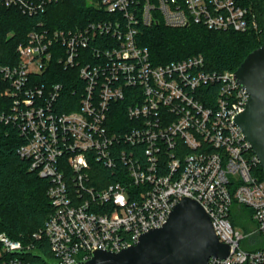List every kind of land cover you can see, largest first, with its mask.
I'll return each instance as SVG.
<instances>
[{
    "label": "built area",
    "instance_id": "obj_1",
    "mask_svg": "<svg viewBox=\"0 0 264 264\" xmlns=\"http://www.w3.org/2000/svg\"><path fill=\"white\" fill-rule=\"evenodd\" d=\"M0 1L32 15L58 0ZM93 3L116 16L68 33L49 31L40 22L42 28L17 46L18 63L0 64V121L18 125L27 138L21 156L50 180L54 210L34 236L47 237L57 264H78L97 249L121 251L136 244L190 197L209 213L219 239L231 245L229 256H212L207 264H264V249L242 245L254 235L264 241L260 158L236 122L250 94L235 71L205 69L202 54L156 65L149 48L137 43L141 24L160 21L262 34L256 11L242 0ZM55 44L65 47V57L57 54L59 62L78 66L83 82L77 107L69 112L54 108L61 83L47 93L44 85L33 86L51 63ZM210 85L217 86L202 94ZM127 99L123 108L116 105ZM118 109L126 118L116 117ZM97 162L118 167L116 179L101 187L93 184ZM234 203L251 210V219L240 221L249 225L245 233L230 218ZM0 245V264H29L7 254L32 250L33 243L0 233Z\"/></svg>",
    "mask_w": 264,
    "mask_h": 264
},
{
    "label": "trees",
    "instance_id": "obj_2",
    "mask_svg": "<svg viewBox=\"0 0 264 264\" xmlns=\"http://www.w3.org/2000/svg\"><path fill=\"white\" fill-rule=\"evenodd\" d=\"M242 4L253 7L264 28V0H242ZM115 16L97 7L91 0H58L49 4L44 12L32 15L19 6H6L0 1V64L18 63L17 46L27 41L29 32L42 28L40 22L49 31L61 30L68 33L70 30L87 27L95 19L108 20ZM263 40L264 32L261 34L255 30L214 29L202 23L171 27L162 21L152 25L141 24L137 36V43L149 48L153 64L202 54L205 69L210 71H236L245 57ZM107 42L104 40L103 44ZM58 44H55L51 63L45 72L36 75L33 86L44 85L47 93L56 83H61L63 89L54 108L59 112H69L77 107V94L81 93L83 82L78 76V66L66 67L63 62H59L57 54L65 57L66 53L65 47ZM82 51L84 53L88 50ZM216 86L203 87L202 94ZM129 101H120L116 105L123 108ZM115 113L116 117L126 118L125 110L118 109ZM112 129L121 130L120 127ZM26 141L27 138L22 135L18 125L0 121V233H6L25 244H34V249L7 254L10 257L18 256L29 264H53L55 257L47 237L34 236L43 228L54 210L48 195L50 180L31 170L30 160L21 156L20 147ZM130 147L133 150L136 148ZM137 148L142 154L143 148ZM117 171L118 167L95 163L96 181L93 184L101 187L114 181ZM257 171L264 178L261 166ZM246 209L245 206L234 203L230 214L234 225H239L242 219H251V212L247 214ZM245 230H249V225L245 226ZM242 245L247 249H264V241L260 235L245 239ZM1 261L2 258L0 263Z\"/></svg>",
    "mask_w": 264,
    "mask_h": 264
},
{
    "label": "water",
    "instance_id": "obj_3",
    "mask_svg": "<svg viewBox=\"0 0 264 264\" xmlns=\"http://www.w3.org/2000/svg\"><path fill=\"white\" fill-rule=\"evenodd\" d=\"M235 78L250 94L236 122L264 170V40L245 57ZM230 251L231 245L219 239L203 205L184 197L163 226L143 233L136 244L121 251L97 249L78 264H207L210 257L226 258Z\"/></svg>",
    "mask_w": 264,
    "mask_h": 264
},
{
    "label": "rangeland",
    "instance_id": "obj_4",
    "mask_svg": "<svg viewBox=\"0 0 264 264\" xmlns=\"http://www.w3.org/2000/svg\"><path fill=\"white\" fill-rule=\"evenodd\" d=\"M91 1L94 2L95 0H91ZM245 212H247V214H248L249 212H251V210L249 208H247ZM254 224H255V222H253V221L250 222L251 228H253ZM235 228L238 229V230H240L243 233L247 232L245 230V226L243 224H241V223L239 225H237V226L235 225ZM246 239H249V238H246ZM53 264H57V261L54 260Z\"/></svg>",
    "mask_w": 264,
    "mask_h": 264
}]
</instances>
